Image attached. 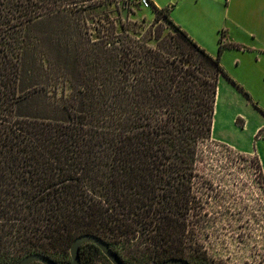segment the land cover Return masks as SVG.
<instances>
[{
	"label": "trees",
	"instance_id": "1",
	"mask_svg": "<svg viewBox=\"0 0 264 264\" xmlns=\"http://www.w3.org/2000/svg\"><path fill=\"white\" fill-rule=\"evenodd\" d=\"M89 1L0 0V264L31 254L70 264L83 234L123 264H208L188 215L220 51L208 54L168 8L150 3L173 31L163 36ZM95 9L89 34L82 13ZM79 259L110 264L91 243Z\"/></svg>",
	"mask_w": 264,
	"mask_h": 264
},
{
	"label": "rangeland",
	"instance_id": "2",
	"mask_svg": "<svg viewBox=\"0 0 264 264\" xmlns=\"http://www.w3.org/2000/svg\"><path fill=\"white\" fill-rule=\"evenodd\" d=\"M87 4H103L104 13L116 23L135 21L142 25L143 31H162L163 36L173 32L164 20L156 17L151 5L143 8L137 0H91ZM220 5L218 2L214 8L218 10ZM192 9L193 12L186 14L184 10L176 11L178 19L183 16L194 36L191 38L208 54L217 56L220 51L224 72L220 77L250 103L259 116L258 124L263 125L252 146L245 144L243 148L258 147L264 156V63L253 62L255 54L249 47L230 46L237 43L235 36L229 37L235 33L227 35L225 29L216 30L219 22L214 25V17L206 15L200 6L194 5ZM100 10L82 13L83 31L93 34L92 22L94 17L98 19ZM35 105L33 101L23 111L32 112ZM256 161L253 156L211 140L198 143L196 176L191 181L196 208L188 215L193 224L189 226V243L212 264H264V183Z\"/></svg>",
	"mask_w": 264,
	"mask_h": 264
},
{
	"label": "crops",
	"instance_id": "3",
	"mask_svg": "<svg viewBox=\"0 0 264 264\" xmlns=\"http://www.w3.org/2000/svg\"><path fill=\"white\" fill-rule=\"evenodd\" d=\"M158 9L166 6L170 10V17L188 36L194 37L189 27L176 11L193 12L192 7L200 6L203 12L214 17L219 22L216 30L225 29L234 32L236 44L233 48L249 47L255 54L254 63H264V0H149ZM221 2L219 9L214 8ZM188 15V14H187ZM242 49V48H241ZM219 77L215 96L214 113L211 124L210 140L226 146L240 154L253 156L261 167L264 183V156L258 147L243 148L247 144L252 146L255 138L260 134L263 126L258 124L259 116L243 97L238 95L233 87ZM223 88V93L221 92ZM248 134V135H245ZM246 149V150H245Z\"/></svg>",
	"mask_w": 264,
	"mask_h": 264
},
{
	"label": "water",
	"instance_id": "4",
	"mask_svg": "<svg viewBox=\"0 0 264 264\" xmlns=\"http://www.w3.org/2000/svg\"><path fill=\"white\" fill-rule=\"evenodd\" d=\"M91 243L98 247L103 256L110 262V264H123L119 256L110 248V246L101 238L91 235L83 234L74 239L69 249L70 264H80L79 248L82 244ZM33 262H39L40 264H58L55 261L49 259L40 254H31L21 259L17 264H31ZM157 264H189L183 259H169Z\"/></svg>",
	"mask_w": 264,
	"mask_h": 264
},
{
	"label": "built area",
	"instance_id": "5",
	"mask_svg": "<svg viewBox=\"0 0 264 264\" xmlns=\"http://www.w3.org/2000/svg\"><path fill=\"white\" fill-rule=\"evenodd\" d=\"M126 1H124L125 3ZM139 2L140 6L143 8H149L150 7V2L149 0H137Z\"/></svg>",
	"mask_w": 264,
	"mask_h": 264
},
{
	"label": "flooded vegetation",
	"instance_id": "6",
	"mask_svg": "<svg viewBox=\"0 0 264 264\" xmlns=\"http://www.w3.org/2000/svg\"><path fill=\"white\" fill-rule=\"evenodd\" d=\"M125 4H126V3H123L122 5L124 6ZM206 259H207V258H206ZM207 263H208V264H212V262H210V261H208V260H207Z\"/></svg>",
	"mask_w": 264,
	"mask_h": 264
}]
</instances>
